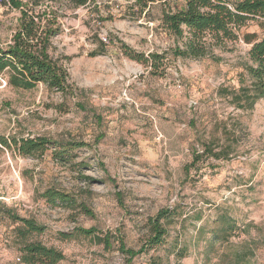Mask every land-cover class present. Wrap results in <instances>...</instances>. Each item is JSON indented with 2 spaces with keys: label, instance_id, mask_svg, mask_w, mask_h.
I'll return each instance as SVG.
<instances>
[{
  "label": "rangeland",
  "instance_id": "rangeland-1",
  "mask_svg": "<svg viewBox=\"0 0 264 264\" xmlns=\"http://www.w3.org/2000/svg\"><path fill=\"white\" fill-rule=\"evenodd\" d=\"M33 2L60 27L54 54L68 58L75 94L65 98L42 85L13 89L0 78V135L83 146L66 148L63 162L54 155L59 146L34 157L0 153V264H28L23 247L30 243L61 252L57 264H124L117 239L138 251L149 220L165 209L176 214L163 243L133 264H264V100L245 111L219 94L247 79L250 45L242 36L261 37L257 20L238 40L181 58L172 50L186 39L161 19L182 0H157L143 10L134 0H91L78 8L68 0H0L1 48ZM127 51L135 59L162 58L144 64ZM205 147L228 157L215 160ZM47 190L72 196L75 205H49ZM220 213L239 228L227 243L211 239ZM79 230L108 235L110 249Z\"/></svg>",
  "mask_w": 264,
  "mask_h": 264
},
{
  "label": "trees",
  "instance_id": "trees-1",
  "mask_svg": "<svg viewBox=\"0 0 264 264\" xmlns=\"http://www.w3.org/2000/svg\"><path fill=\"white\" fill-rule=\"evenodd\" d=\"M55 1V0H53ZM73 7L86 6L91 0H68ZM157 0H134V4L142 10L148 3ZM183 6L177 11L164 13L162 25L177 39H186L183 47L176 46L172 56L181 58H199L205 55V48L209 44L221 45L224 42L236 41L240 37V30L248 21L257 20L262 31L260 38L255 34L242 36L245 44L250 45L247 52L249 65L245 67L247 79L240 78L237 89L222 88L219 94L228 98L230 103L238 110H252L254 105L264 100V0H182ZM26 5L19 19L16 32L5 48L0 47V78L4 79L6 86L13 89L33 90L38 85L44 86L52 93L63 97L74 96L75 92L69 83V73L63 61L67 57L55 56L52 39L61 31L55 18L41 9L39 4ZM186 33V37L184 34ZM99 45L104 48L100 41ZM123 48H125L123 46ZM130 52V51H129ZM127 51L130 58L141 63L156 64L162 56L150 54L148 57L140 56L135 59ZM51 146H59L61 151L56 152L57 160L63 162L67 149L74 150L83 145L78 143L58 144L54 141L36 136L33 138L5 137L0 135V153L3 151L17 152L22 157L42 155ZM66 149V151H65ZM215 160H226L228 153L220 149L213 152L205 147ZM198 160V154L195 155ZM66 162V161H65ZM42 197L53 206H66L72 208L75 201L72 196L56 190H47ZM175 210V209H174ZM174 210H161L149 220V237L144 247L138 251L126 247L122 238H118V250L124 256V264H133L132 260L163 243L167 233L166 226L172 223ZM31 232H40L41 227L29 220H21ZM216 227L211 231V239L215 242L227 243L238 235L239 228L236 222L225 213H220L215 221ZM81 235L92 236L97 244L104 249H110L108 235H94V230H79ZM65 237V234H61ZM24 260L28 264H57L63 260L61 252L46 248L40 244L30 243L23 247ZM181 257V253L178 254ZM149 264H160L150 259Z\"/></svg>",
  "mask_w": 264,
  "mask_h": 264
},
{
  "label": "built area",
  "instance_id": "built-area-1",
  "mask_svg": "<svg viewBox=\"0 0 264 264\" xmlns=\"http://www.w3.org/2000/svg\"><path fill=\"white\" fill-rule=\"evenodd\" d=\"M130 1H133V0H130Z\"/></svg>",
  "mask_w": 264,
  "mask_h": 264
}]
</instances>
